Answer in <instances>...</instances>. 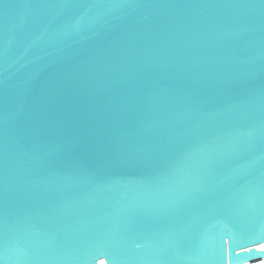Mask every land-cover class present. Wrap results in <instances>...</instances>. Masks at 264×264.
I'll return each mask as SVG.
<instances>
[{"label": "water", "instance_id": "water-1", "mask_svg": "<svg viewBox=\"0 0 264 264\" xmlns=\"http://www.w3.org/2000/svg\"><path fill=\"white\" fill-rule=\"evenodd\" d=\"M264 259V0H0V264Z\"/></svg>", "mask_w": 264, "mask_h": 264}, {"label": "bare ground", "instance_id": "bare-ground-1", "mask_svg": "<svg viewBox=\"0 0 264 264\" xmlns=\"http://www.w3.org/2000/svg\"><path fill=\"white\" fill-rule=\"evenodd\" d=\"M254 263H262V264H264V259L260 260V261H257V262H254ZM254 263H252V264H254ZM99 264H105V262L104 261H100Z\"/></svg>", "mask_w": 264, "mask_h": 264}, {"label": "built area", "instance_id": "built-area-1", "mask_svg": "<svg viewBox=\"0 0 264 264\" xmlns=\"http://www.w3.org/2000/svg\"><path fill=\"white\" fill-rule=\"evenodd\" d=\"M254 264H262V263H254Z\"/></svg>", "mask_w": 264, "mask_h": 264}]
</instances>
